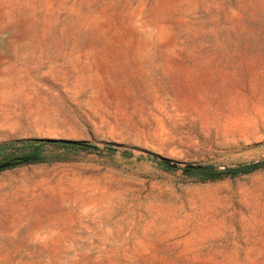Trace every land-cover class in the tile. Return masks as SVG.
Segmentation results:
<instances>
[{
  "label": "rangeland",
  "instance_id": "rangeland-1",
  "mask_svg": "<svg viewBox=\"0 0 264 264\" xmlns=\"http://www.w3.org/2000/svg\"><path fill=\"white\" fill-rule=\"evenodd\" d=\"M29 138L101 151L0 171V264H264V167L183 171L264 161V0H0V145Z\"/></svg>",
  "mask_w": 264,
  "mask_h": 264
},
{
  "label": "trees",
  "instance_id": "trees-1",
  "mask_svg": "<svg viewBox=\"0 0 264 264\" xmlns=\"http://www.w3.org/2000/svg\"><path fill=\"white\" fill-rule=\"evenodd\" d=\"M48 147L101 151L98 145L84 141L29 138L2 143L0 145V164L9 162L11 163L9 168H15L27 164L49 162L50 159L46 153ZM104 150L108 152L115 151L112 147H107ZM164 166L169 167L167 165ZM261 167H264V161H253L246 164H239L234 167L222 168L209 164L203 165L200 169H183V171L186 174H203L204 180H217L226 176L248 174Z\"/></svg>",
  "mask_w": 264,
  "mask_h": 264
},
{
  "label": "water",
  "instance_id": "water-1",
  "mask_svg": "<svg viewBox=\"0 0 264 264\" xmlns=\"http://www.w3.org/2000/svg\"><path fill=\"white\" fill-rule=\"evenodd\" d=\"M163 163H164L165 165H168V166L172 167V168H177V167L179 166L178 163H176V162H172V161H169V160H163ZM10 166H11V163H9V162L1 163V164H0V171H2V170H4V169H7V168H9ZM202 167H203V165H200V164H198V165H196V164H186V165L184 166V169H200V168H202Z\"/></svg>",
  "mask_w": 264,
  "mask_h": 264
}]
</instances>
